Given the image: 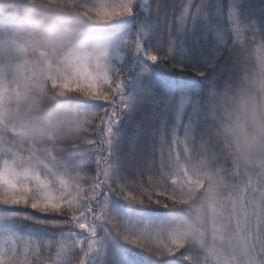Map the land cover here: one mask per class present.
Masks as SVG:
<instances>
[{"label":"snow or ice","instance_id":"snow-or-ice-1","mask_svg":"<svg viewBox=\"0 0 264 264\" xmlns=\"http://www.w3.org/2000/svg\"><path fill=\"white\" fill-rule=\"evenodd\" d=\"M133 57L194 67L212 95L133 84ZM249 78L264 86V0H0V264H264V173L209 120ZM219 118L264 151V125Z\"/></svg>","mask_w":264,"mask_h":264},{"label":"trees","instance_id":"trees-1","mask_svg":"<svg viewBox=\"0 0 264 264\" xmlns=\"http://www.w3.org/2000/svg\"><path fill=\"white\" fill-rule=\"evenodd\" d=\"M187 1L188 0H183L184 3ZM164 2L170 5L172 3V0H164ZM176 2L179 3L180 0H176ZM245 3L254 4L258 3V0H245ZM129 23L130 20H121L109 26V29H120L123 25H127ZM140 66H143L146 69V72L142 77L136 76L132 81L133 84H138L145 80H151L157 85L161 93H163L165 89L169 86H171L173 90L177 86H179V88L184 94L189 96L195 94L197 103H200L201 94L202 98H210L212 95L213 85L210 83L206 86H201L200 80L202 78L196 76V69L194 67H190L184 72H178L173 69L157 71L152 65H148V63L142 58L133 57L129 64V69L138 72ZM232 72L233 58L229 57L227 59L222 60L220 62V65L217 66L215 69L210 70L209 77L210 80H223L226 79ZM130 95L133 96L134 100L136 99L135 91L130 92ZM145 122L152 126L155 125V121L153 120L150 113L147 115ZM131 134L132 132L131 130H129V135ZM226 166H230V163ZM90 167L94 169V165H91ZM26 211L31 212V209H27Z\"/></svg>","mask_w":264,"mask_h":264},{"label":"clouds","instance_id":"clouds-1","mask_svg":"<svg viewBox=\"0 0 264 264\" xmlns=\"http://www.w3.org/2000/svg\"><path fill=\"white\" fill-rule=\"evenodd\" d=\"M20 21L18 20L17 23ZM46 34V33H45ZM250 93L244 97V104L239 103V98L232 95L233 86H224L221 92L225 94L223 103L217 105L219 117H224L225 111L235 109L247 118V130L249 134H258L259 126L264 125V86H260L257 82L249 78ZM252 96L256 98L255 115L250 113L252 104L250 103ZM212 111V104H209V112ZM213 120L209 116L212 124L216 125L213 128V133L217 136L222 147H224L233 157L238 159L241 164L256 171L264 173V165L259 161L264 160V151L258 150L254 157L246 156L237 148L232 136L227 134L221 127L220 118ZM259 143L264 145V137H259Z\"/></svg>","mask_w":264,"mask_h":264},{"label":"rangeland","instance_id":"rangeland-1","mask_svg":"<svg viewBox=\"0 0 264 264\" xmlns=\"http://www.w3.org/2000/svg\"><path fill=\"white\" fill-rule=\"evenodd\" d=\"M185 3H188V1L187 2H185ZM157 71H162V69L161 68H159L158 66H155V65H152Z\"/></svg>","mask_w":264,"mask_h":264}]
</instances>
